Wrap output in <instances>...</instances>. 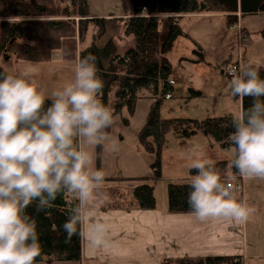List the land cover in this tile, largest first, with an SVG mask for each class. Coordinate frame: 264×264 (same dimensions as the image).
Listing matches in <instances>:
<instances>
[{
	"label": "clouds",
	"instance_id": "9594fccd",
	"mask_svg": "<svg viewBox=\"0 0 264 264\" xmlns=\"http://www.w3.org/2000/svg\"><path fill=\"white\" fill-rule=\"evenodd\" d=\"M229 84L231 102L240 108L233 117L230 140L234 159L228 167L248 179H264V79L258 66L233 67ZM97 57H78L74 80L51 93L45 92L28 72H0V264H37L45 257L38 242L36 222L25 209L38 200V208L53 207L58 194L70 197V215L63 225L67 240L80 235L86 224L90 251L111 250L112 225L100 219L99 209L111 202L102 190L106 172L96 168L98 146L116 149L110 135L118 117L102 103L104 81L98 75ZM246 97L252 98L247 109ZM192 191L188 204L200 222L225 219L245 224L256 213L227 183L214 161L192 158ZM95 217V219H93Z\"/></svg>",
	"mask_w": 264,
	"mask_h": 264
},
{
	"label": "trees",
	"instance_id": "16d2710c",
	"mask_svg": "<svg viewBox=\"0 0 264 264\" xmlns=\"http://www.w3.org/2000/svg\"><path fill=\"white\" fill-rule=\"evenodd\" d=\"M133 13L124 19H98L89 17L86 0H0V55H12L15 62H47L54 52H61L62 58L74 60L89 52L97 57L98 75L104 81L102 103L115 109L118 116L124 107L130 113L139 92L146 90L152 100L146 124L138 133L139 142L153 158L150 178L118 179L130 180L136 184L132 196L141 210L156 207L154 189L151 185L161 179L160 152L169 131L178 139H188L203 134L213 139L221 149L234 148L230 136L235 131L233 116L194 119H162L160 107L174 93L170 79L171 66L166 55L174 41L183 35L180 20L192 14H216L226 18L229 27L237 25L239 18L264 15V0H130ZM145 8V13L141 9ZM114 21L123 24L126 37L134 38V46L120 53L113 38L101 43ZM165 24L163 31L160 25ZM88 25L94 32L90 45L79 50L78 43ZM264 39V29L260 33ZM227 67V66H226ZM260 76L264 79V70ZM0 72H5L0 68ZM115 90L111 104L110 94ZM193 97L200 93L190 91ZM238 99V98H235ZM46 101V107L50 104ZM252 104V98L243 101L245 109ZM126 124V122L124 121ZM127 125V124H126ZM110 132V129H109ZM99 149V146H98ZM215 167L226 179L227 162H217ZM196 175V170L190 171ZM234 183L241 182V176L232 169ZM192 191L191 181L172 183L167 186V209L172 214H193L188 204ZM242 199V198H240ZM70 197L58 194L52 201L53 207L39 209L34 200L25 214L36 222L38 242L48 262L79 263L82 256L81 234L67 240L63 225L70 215ZM81 233V226H78ZM42 261V262H43ZM37 263H41L37 258ZM164 264H243L237 256H213L198 258L168 259Z\"/></svg>",
	"mask_w": 264,
	"mask_h": 264
},
{
	"label": "crops",
	"instance_id": "0c3cea01",
	"mask_svg": "<svg viewBox=\"0 0 264 264\" xmlns=\"http://www.w3.org/2000/svg\"><path fill=\"white\" fill-rule=\"evenodd\" d=\"M225 25L228 26L227 29ZM180 27L183 35L174 41L171 51L166 55V60L171 66L170 79L174 86L173 95H179L187 104L189 100L206 98L207 95L211 98L220 97L222 92L217 81L225 77L226 66L233 64L227 60L230 57L228 50L224 51L217 58V61H214V52L218 46L220 44L223 47L228 46L231 40V31L225 16L216 14L186 15L182 16ZM251 39L253 43H259L257 39H253V37ZM261 47L264 49V42ZM216 64H218V69ZM252 66H258L264 70L260 65L253 64ZM191 90L199 92L200 95L191 96ZM194 106L198 107L196 104ZM226 106L230 109V114L204 119L223 116L234 117L240 108V106L236 107L229 103ZM115 138L117 141L123 140L120 134L115 135ZM179 140L183 141L188 149L196 151L198 158L203 156L204 158L214 159L211 158L212 155L219 154L220 158L218 159L220 160H217L214 164L217 162H227L229 164L234 159L231 153L221 155L220 152L224 149H221L213 139L206 135L195 134L188 139ZM113 160L112 168L105 171L107 175L102 188L105 192L108 189L107 184H118L126 181L118 180L125 177L122 176L118 165V157L116 158L114 155ZM152 161L153 158L150 156V158H147L146 164L143 165L145 166L144 171L147 168L149 174L144 172V175L126 179L150 178L152 176ZM191 170L190 166L185 167L180 173L181 176L171 182L186 183L191 181L192 177L189 174ZM251 180L260 179H248L241 176V183L239 184L242 185V188L246 187L247 189V186L251 184ZM225 181H234L232 169H229V167L226 170ZM135 184L129 185L127 190L132 191ZM252 205L256 208L255 215L251 217L255 221L264 216V202L257 200ZM99 211L103 213L100 219L106 220L112 225L110 238L116 243V247L111 250L89 251V259L85 260L83 256L85 247L88 246L86 244L85 224L81 226L82 256L78 264H164L168 259L213 256H237L243 264H251V260L259 261L263 259V256H259L261 254L250 257L247 252L246 223L238 224L225 219H210L207 222H200L193 214L169 213L166 203L159 206L157 202L155 209L141 210L136 203L133 204L131 209H128L123 204L122 206L115 205V201L111 200L110 203L103 205ZM43 262L50 264L47 260Z\"/></svg>",
	"mask_w": 264,
	"mask_h": 264
},
{
	"label": "rangeland",
	"instance_id": "374dc122",
	"mask_svg": "<svg viewBox=\"0 0 264 264\" xmlns=\"http://www.w3.org/2000/svg\"><path fill=\"white\" fill-rule=\"evenodd\" d=\"M89 8V17L98 19H124L132 15L133 10L130 0H86ZM234 26V25H233ZM229 27L231 31V40L228 46L223 47L221 44L214 52V61L220 57L224 51L229 52L228 62L239 63L241 68L246 65L257 64L264 68V49L261 47L264 39L260 32L264 27V15L248 16L239 21L235 27ZM165 24L160 25V30L163 31ZM225 28L227 29L228 26ZM244 29V30H243ZM94 30L91 25H88L83 36V42L78 43L79 50L87 48L92 41ZM112 37L118 50L123 53L134 46V38L126 37L123 33V24L120 21L111 23L106 36L101 43ZM246 37L248 41L244 42L241 38ZM257 39L259 43H253L252 38ZM235 38V41H234ZM254 41V40H253ZM58 53L57 55H54ZM54 55V56H53ZM76 59L66 60L62 58L61 52H54L51 60L47 62H26L18 61L12 55L3 53L0 55V68L3 71L12 70L14 74L28 72L29 75L36 79L40 85V90L45 92L46 97L51 99V93L55 90H60L66 84L72 82L75 76ZM218 64L216 68L218 69ZM218 87L222 95L220 97L211 98L207 95L206 98L189 100L188 104L179 95H172V98L164 101L160 107V117L166 118H192L201 120L207 117H218L222 114H230V109L226 106L228 103L236 107L240 106L239 99H233L231 102L228 97L230 95V79L225 76L223 79H218ZM115 90L110 94L111 104L115 100ZM148 92L141 90L139 99L134 104L133 111L130 113L128 107H124L121 113L117 116L118 122L110 129V135H122L123 140L117 141L116 149L113 150L110 145L99 146L95 149L97 154L96 168L107 171L112 168L113 156L118 157V165L122 176L126 178H134L135 176L144 175V172L149 174L148 169L144 171L147 158L151 155L147 153L145 147L139 142L138 133L144 127L150 111L152 100L148 98ZM198 105L194 106V105ZM126 122V124L124 123ZM221 155L231 153L234 157L233 148L222 150ZM230 155V154H229ZM219 154H213L211 159L214 162L220 160ZM192 158H198L194 150L188 149L183 141L175 138L173 132L169 131L166 134V141L160 152V167L161 179L152 182L154 189V197L157 204L167 205V186L172 184L179 178L180 173L187 166H190ZM210 158V157H209ZM224 158V157H223ZM176 159H179L178 161ZM222 160V159H221ZM114 161V160H113ZM133 176V177H131ZM147 176V175H146ZM136 178V177H135ZM133 181L126 180L118 184H107V193L115 205L122 204L131 209L135 200L132 196V191L127 190ZM251 184L243 188L242 193L236 192L239 198L247 200L251 205L257 200L264 202V180H251ZM242 186V185H241ZM247 227V252L250 257L256 254H261L263 259L251 260V264H264V216L258 220H252L250 217L246 223ZM87 238V235H86ZM88 245V243L86 242ZM88 246L85 247V260L89 259ZM246 263V261H244ZM37 264H49L41 262ZM50 264H78L74 262H50Z\"/></svg>",
	"mask_w": 264,
	"mask_h": 264
},
{
	"label": "built area",
	"instance_id": "2783aa9c",
	"mask_svg": "<svg viewBox=\"0 0 264 264\" xmlns=\"http://www.w3.org/2000/svg\"><path fill=\"white\" fill-rule=\"evenodd\" d=\"M145 11H146L145 8H142V9H141V12H142V13H145ZM235 26H236V25H234L233 27H235ZM241 39H242L244 42L248 41V39H247L246 37L241 38ZM233 67L237 68L238 70L241 68V66H240L239 63H234V64H231V65H229L228 67H226V69H225V75L230 79V81H231V79H232L231 71H230V70H231ZM227 183H231L232 185H234L236 192H238V193H242L243 188H242L241 184H235L233 181H228Z\"/></svg>",
	"mask_w": 264,
	"mask_h": 264
}]
</instances>
